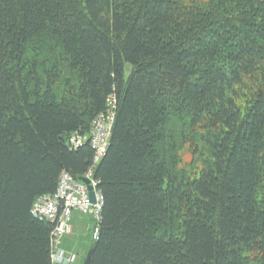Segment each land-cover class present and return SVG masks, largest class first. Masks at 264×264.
I'll use <instances>...</instances> for the list:
<instances>
[{"label":"trees","instance_id":"1","mask_svg":"<svg viewBox=\"0 0 264 264\" xmlns=\"http://www.w3.org/2000/svg\"><path fill=\"white\" fill-rule=\"evenodd\" d=\"M110 95L93 264H264V0H0V264H53L33 203Z\"/></svg>","mask_w":264,"mask_h":264},{"label":"built area","instance_id":"2","mask_svg":"<svg viewBox=\"0 0 264 264\" xmlns=\"http://www.w3.org/2000/svg\"><path fill=\"white\" fill-rule=\"evenodd\" d=\"M117 101L114 95H110L105 111L100 113L93 121L91 143L95 150V164L107 151L113 126L116 120ZM86 141V136L79 132L72 133L68 142L77 148ZM94 167L83 177L89 178L94 185ZM97 203L93 204L88 188L82 180L79 181L68 171H62L58 180V186L53 193L40 195L32 206L35 217L53 223L51 235V250L54 264H77V254L64 247L65 236L70 234L73 227V215L78 212L82 215L91 213L95 220L101 217L103 197L96 193ZM97 232V230H96ZM68 233V234H65ZM97 234V233H96Z\"/></svg>","mask_w":264,"mask_h":264},{"label":"rangeland","instance_id":"3","mask_svg":"<svg viewBox=\"0 0 264 264\" xmlns=\"http://www.w3.org/2000/svg\"><path fill=\"white\" fill-rule=\"evenodd\" d=\"M61 86V85H60ZM62 87V86H61ZM178 158L176 163V171L179 174L195 175L199 172L200 154H195L189 143H180L177 148ZM72 231L67 237L68 247L74 249L79 254L77 264H84L87 251L93 242V219L92 217L79 215L74 213Z\"/></svg>","mask_w":264,"mask_h":264},{"label":"bare ground","instance_id":"4","mask_svg":"<svg viewBox=\"0 0 264 264\" xmlns=\"http://www.w3.org/2000/svg\"><path fill=\"white\" fill-rule=\"evenodd\" d=\"M109 98V97H108ZM107 101H108V99H107ZM106 107H107V104H106ZM105 111V110H104ZM103 112V111H102ZM101 112V113H102ZM116 112H117V108H116ZM100 114V113H99ZM98 114V115H99ZM97 115V116H98ZM96 116V117H97ZM95 117V118H96ZM95 118L92 120V123H91V128H90V131H89V133H87V134H81L79 131H77V132H79L81 135H83V136H86V141L82 144V145H84V144H86V143H89L90 144V146L92 147V143H91V135H92V127H93V121L95 120ZM75 133V132H74ZM82 145H80V146H82ZM79 146V147H80ZM78 148V147H77ZM93 148V147H92ZM93 150H94V148H93ZM108 150V149H107ZM107 152V151H106ZM106 152H105V154H106ZM104 154V155H105ZM103 155V156H104ZM102 156V157H103ZM94 157H95V150H94ZM101 157V158H102ZM101 160V159H100ZM99 160V161H100ZM99 161L95 164V161L93 162L94 164H93V166L95 165V167H94V171H95V168H96V166H97V164L99 163ZM92 166V167H93ZM91 167V168H92ZM90 168V169H91ZM89 169V170H90ZM88 170V171H89ZM83 177V176H82ZM75 179H77V180H79V181H81V177L80 178H76V177H74ZM89 179V178H88ZM90 180V179H89ZM90 183L93 185V187H94V189H95V192L97 193V192H99L98 190H97V184L96 185H94L93 183H92V181L90 180ZM86 184V186H87V188H88V191H89V194H90V190H89V187H88V184L87 183H85ZM58 186V185H57ZM50 194V193H49ZM44 195V194H43ZM92 201V200H91ZM103 202V201H102ZM97 203V198H96V202H93V204H96ZM76 213V212H75ZM78 213V212H77ZM78 214H80V213H78ZM80 215H82V214H80ZM86 216V215H85ZM87 216H90L91 217V213H88L87 214ZM101 218V217H100ZM100 218H98L97 220H95V219H93V222H94V224H93V228H92V232H93V239L94 240H96L97 238H98V235H99V221H100ZM96 230H97V232H96ZM97 233V234H96ZM65 234H68V233H65ZM67 236V235H66ZM67 237H65V241H66V243H65V245H64V247L66 248V249H69V250H72V251H74L76 254H77V261L76 262H78L79 261V254L74 250V249H72V248H70V247H68V245H67ZM51 258H52V250H51ZM86 259V258H85ZM52 262H53V259H52ZM53 264H54V262H53Z\"/></svg>","mask_w":264,"mask_h":264},{"label":"water","instance_id":"5","mask_svg":"<svg viewBox=\"0 0 264 264\" xmlns=\"http://www.w3.org/2000/svg\"><path fill=\"white\" fill-rule=\"evenodd\" d=\"M80 179L88 184V187L90 190V198H91L92 202H96V192H95L93 185L90 183V180L86 177H81ZM93 254H94V246L92 244L88 253H87L84 264H93Z\"/></svg>","mask_w":264,"mask_h":264},{"label":"crops","instance_id":"6","mask_svg":"<svg viewBox=\"0 0 264 264\" xmlns=\"http://www.w3.org/2000/svg\"><path fill=\"white\" fill-rule=\"evenodd\" d=\"M80 215V214H79ZM90 217V216H89ZM69 235V234H68ZM90 247H91V245H90ZM90 247H89V249H90ZM89 249H88V251H89ZM88 251H87V253H88ZM86 256H87V254H86Z\"/></svg>","mask_w":264,"mask_h":264}]
</instances>
